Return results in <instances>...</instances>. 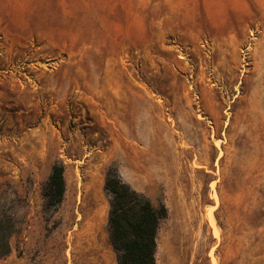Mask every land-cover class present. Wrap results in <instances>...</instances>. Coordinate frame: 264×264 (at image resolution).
<instances>
[{
    "label": "rangeland",
    "instance_id": "1",
    "mask_svg": "<svg viewBox=\"0 0 264 264\" xmlns=\"http://www.w3.org/2000/svg\"><path fill=\"white\" fill-rule=\"evenodd\" d=\"M112 165L167 208L156 264L184 217L187 264H264V0H0V264H117Z\"/></svg>",
    "mask_w": 264,
    "mask_h": 264
},
{
    "label": "trees",
    "instance_id": "2",
    "mask_svg": "<svg viewBox=\"0 0 264 264\" xmlns=\"http://www.w3.org/2000/svg\"><path fill=\"white\" fill-rule=\"evenodd\" d=\"M64 166L55 163L44 185L47 209L58 206L65 193ZM104 189L109 195L108 238L117 264H156V237L159 222L167 215L166 206H154L143 193L119 175L114 165L107 169ZM13 225L0 218V256L10 251Z\"/></svg>",
    "mask_w": 264,
    "mask_h": 264
},
{
    "label": "bare ground",
    "instance_id": "3",
    "mask_svg": "<svg viewBox=\"0 0 264 264\" xmlns=\"http://www.w3.org/2000/svg\"><path fill=\"white\" fill-rule=\"evenodd\" d=\"M213 218H214V215H213ZM213 222H214V219H213ZM190 223L187 220V218L184 217L183 220L180 222V225H177L174 229L175 232L177 233L174 239L169 240V237L165 239V254L167 257L166 261L170 262L169 264H172L171 261L174 262L175 264H187L188 263V253L190 252V250H192L194 239H197V236L199 234L197 233L196 230H194L193 226L190 225ZM172 249L174 251L173 255L174 254L176 255L173 256L169 260V255H170V252H172ZM212 264H218V261L215 256H213L212 258Z\"/></svg>",
    "mask_w": 264,
    "mask_h": 264
}]
</instances>
